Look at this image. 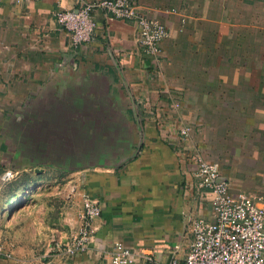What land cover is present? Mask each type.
<instances>
[{"label": "crops", "instance_id": "crops-1", "mask_svg": "<svg viewBox=\"0 0 264 264\" xmlns=\"http://www.w3.org/2000/svg\"><path fill=\"white\" fill-rule=\"evenodd\" d=\"M135 2L168 28L157 64L140 51L130 20L97 11L92 37L72 44L54 12L78 0H0V129L20 120L13 137L0 135L4 154L14 138L31 162L22 175L33 168L37 182L71 178L50 190L66 198L62 208L7 204L0 219L20 232L0 236L11 252L0 264H109L116 240L163 264L175 244L182 255L190 220L213 214L192 153L217 161L233 188H264V59L247 56L244 30L227 24L220 0ZM25 179L29 193L36 183ZM85 193L102 211L87 251L69 257L54 239L77 233Z\"/></svg>", "mask_w": 264, "mask_h": 264}, {"label": "built area", "instance_id": "built-area-1", "mask_svg": "<svg viewBox=\"0 0 264 264\" xmlns=\"http://www.w3.org/2000/svg\"><path fill=\"white\" fill-rule=\"evenodd\" d=\"M97 11L132 21L140 51L156 64L161 60V43L169 36L168 28L161 19L146 13L135 0H78L77 8H58L54 18L69 33L72 44H77L92 37L97 26ZM190 131L189 124L178 128L182 137L188 136ZM188 160L197 186L209 195L213 214L211 218L190 220L192 236L185 251L178 255L179 244H175L166 264H264V188L254 191L233 188L222 175L217 161L208 160L197 152L189 155ZM15 173L16 170L8 168L2 177L10 179ZM101 211L98 200L85 193L77 233L68 242L54 239L55 245L69 257L85 253L92 240L93 220L100 216ZM0 256H11L2 242ZM135 262L163 264L153 254L141 252L121 240L112 243L109 264Z\"/></svg>", "mask_w": 264, "mask_h": 264}, {"label": "rangeland", "instance_id": "rangeland-1", "mask_svg": "<svg viewBox=\"0 0 264 264\" xmlns=\"http://www.w3.org/2000/svg\"><path fill=\"white\" fill-rule=\"evenodd\" d=\"M217 1L219 0H195L194 3L197 2L196 4L199 7H203L204 4H210L211 7L212 4H215V7L217 5ZM220 8L230 10L228 14L222 10V14H227L223 17L225 21L228 20L227 24H232V26H235L240 30H244V33L241 32V35L239 36H241L240 43L247 48V56L250 55L254 62L256 60H260V58L264 59V0H220ZM253 66L256 68L255 64H253ZM3 115L4 113L0 112V119ZM13 118L16 119L6 122L4 128L2 126L0 129V135L7 136V139H9L8 137L10 132L11 137H13L12 133L19 132V117L17 118L16 115H13ZM11 126H13V128ZM10 142V145H8L10 148L8 153L4 154L6 146L0 139V216L9 212V206L7 204L12 202H16V207L17 205H21L23 203L28 204L32 201H36L37 204L41 202L47 203L49 201L55 207H59L58 205H60L62 208L64 204L63 200H66V198L62 196L63 198H59L60 202H58V200L53 199L50 190L53 185H59L61 187H64L66 183L68 185V181H70L71 178L60 177L53 180L51 176H48L37 182L39 172H36L33 168H30L28 172H25L22 175L21 172L26 163L31 162L20 158L19 154L22 153V151L19 141L13 138ZM1 154H4L5 156H2ZM8 156H12L13 161H9ZM8 168L16 170L15 177H11L10 179L2 177V173ZM24 177L27 178V180H32L33 178L36 183L29 189V193H26V189L29 187L28 182H25L26 179ZM37 186H39L40 189H36ZM2 206L4 207L1 208ZM6 206L7 208L5 209ZM18 211L20 212L22 209L20 208ZM15 224L16 223L6 224V219L1 217L0 236L6 232H20V227Z\"/></svg>", "mask_w": 264, "mask_h": 264}]
</instances>
